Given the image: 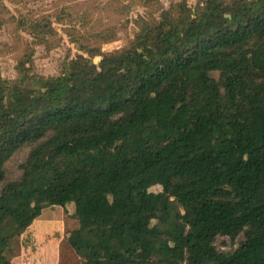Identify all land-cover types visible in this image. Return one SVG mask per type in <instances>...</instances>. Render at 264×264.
<instances>
[{
	"label": "trees",
	"instance_id": "obj_1",
	"mask_svg": "<svg viewBox=\"0 0 264 264\" xmlns=\"http://www.w3.org/2000/svg\"><path fill=\"white\" fill-rule=\"evenodd\" d=\"M14 26L53 33L44 15ZM32 48L0 75V264L17 241L36 251L34 219L58 200L78 220L56 232L71 264H264V0H180L57 75L33 76Z\"/></svg>",
	"mask_w": 264,
	"mask_h": 264
},
{
	"label": "rangeland",
	"instance_id": "obj_2",
	"mask_svg": "<svg viewBox=\"0 0 264 264\" xmlns=\"http://www.w3.org/2000/svg\"><path fill=\"white\" fill-rule=\"evenodd\" d=\"M180 0H0V75L13 78L16 61L27 44L33 54L28 66L33 76L57 75L67 58L82 53L84 47L100 45L102 51L128 43L137 31L140 18L159 17L161 10L174 6ZM194 4L195 0H187ZM36 19L44 15L50 19L53 33L46 35L47 42L34 41L33 37L14 21L20 16ZM14 16L13 18H11ZM89 57L87 53H83ZM100 56H94L97 61ZM34 144L21 146L4 165L6 177L20 176V163ZM1 186V185H0ZM170 197L173 207L180 213L179 198ZM72 206L58 200L46 205L33 222L36 251L13 243L3 253L1 264H71L80 260L63 234L78 226L71 213ZM241 237V235L239 236ZM219 249L237 246L228 237L216 239Z\"/></svg>",
	"mask_w": 264,
	"mask_h": 264
}]
</instances>
